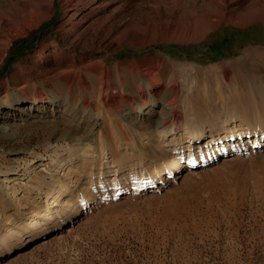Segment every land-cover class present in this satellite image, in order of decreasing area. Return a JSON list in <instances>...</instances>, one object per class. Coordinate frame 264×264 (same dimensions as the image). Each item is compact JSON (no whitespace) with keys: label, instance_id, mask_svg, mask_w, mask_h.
<instances>
[{"label":"rangeland","instance_id":"rangeland-1","mask_svg":"<svg viewBox=\"0 0 264 264\" xmlns=\"http://www.w3.org/2000/svg\"><path fill=\"white\" fill-rule=\"evenodd\" d=\"M0 31V103L37 92L66 102L60 112L30 103L0 110V174L103 140L105 160L132 172L75 218L31 236L14 229L22 238L9 249L13 234L2 222L0 264H264V148L224 153L174 176L163 168L158 182L136 185L167 149L163 134L142 127H153L166 104L188 130L216 128L236 110L245 128L264 125V0H0ZM32 33L33 48L9 59ZM149 69L161 79L160 103L140 118L132 110ZM84 111L102 117L92 138ZM111 175L94 178L107 183ZM82 183L79 192L89 187ZM7 198L0 194L2 219L24 223L17 214L28 211Z\"/></svg>","mask_w":264,"mask_h":264},{"label":"bare ground","instance_id":"bare-ground-1","mask_svg":"<svg viewBox=\"0 0 264 264\" xmlns=\"http://www.w3.org/2000/svg\"><path fill=\"white\" fill-rule=\"evenodd\" d=\"M1 58L2 54L0 53V60ZM152 70L149 69L143 82L146 84V88L140 91L141 96L139 101L132 110V114L140 118H150L153 116L155 108H157L156 104L160 103V100L157 98V86L161 83V79L158 77V73ZM105 76L107 77L108 75ZM109 90L110 87L106 80L99 93L102 92L106 96ZM52 94L54 93L52 92ZM34 96L32 98L25 93L14 94L11 97L6 96L3 102L0 103V110L6 112V110L8 111L15 107L19 108L26 103H30L32 109L43 110L46 105H53L57 100L55 96L45 97L40 92H37ZM10 98L12 102L9 101ZM57 101L60 102V100ZM61 102L62 105L59 103L54 104L53 109L56 112H60L58 109L61 107L65 109L63 107L66 106V102ZM102 104L108 110L117 112L113 99L105 98ZM170 104H166L160 108L161 113L158 115V119L154 121L153 127L139 125V127L142 126L146 130L156 128L158 133L163 134L160 137L163 143L162 146L167 149L163 151L164 157L159 165H156L149 174H146L143 180L138 179L136 185L140 183L141 187H147L158 182L162 178L160 169L163 170V168L165 171L168 170L167 172L170 175L174 176L185 167L224 153L239 150L241 152V149L245 151V148H251V150L264 148V125L256 126L252 129L245 128L247 122L244 118V113L240 110L235 111V116L221 121L216 128L204 130L197 127L188 130L184 127H178L177 123L181 121V118L179 113ZM87 106H91L89 101L87 102ZM62 112H65V110H62ZM81 114L87 122H92V132L89 135L92 138L101 125L102 117L99 113H96L98 115L94 118L91 115H89L90 117L88 115V117H85L86 111ZM119 116L125 120L121 114ZM114 126L116 127L115 124ZM168 126L171 129L166 130ZM65 138H68V136H65ZM88 143L85 147L80 148L76 146L66 147L61 155L58 156L55 153L46 159L44 158V161L30 162L29 169L19 170L22 172L21 174L18 172L0 174V194H5L9 201L14 202L13 206L18 203L19 206L21 205L24 207V210L28 211L26 214H17L19 218H17V222L24 219V223H20L19 225H15L16 221L13 220L6 222V220L2 219L3 215L0 213V228L3 222L6 224L3 227L4 231L13 234L11 237H8L9 239L4 245L5 249H9L15 241L22 238V235L16 233L14 229H18L21 232L25 231L26 236H31L44 227H55V225L78 216L82 209L87 207L95 198L97 193L107 191L109 186L112 185L113 187L119 181H122V184H124L131 179L132 172H123V167L119 166L117 159L114 161L105 160V152L106 150L108 151L106 141ZM150 163L152 162H142L141 165L143 168L145 165L151 168L152 165ZM38 167L46 169L45 172L48 173L46 178L36 175L35 169ZM96 171L98 172V178L101 175V171L112 175L106 181L107 183H104L103 181L95 180ZM146 171L149 172L148 170ZM19 178L28 180L25 183L19 184V182H15ZM80 181L83 182L82 185L89 186L87 189L81 190V192L78 191ZM4 183H7L8 186L4 185ZM18 184L21 186L20 189L24 188L23 193L15 191L14 186ZM25 225L27 226L23 228Z\"/></svg>","mask_w":264,"mask_h":264},{"label":"trees","instance_id":"trees-1","mask_svg":"<svg viewBox=\"0 0 264 264\" xmlns=\"http://www.w3.org/2000/svg\"><path fill=\"white\" fill-rule=\"evenodd\" d=\"M35 34L32 33L29 38L26 40H21L18 42H15L11 49L9 50L10 57L9 59H12L16 57L17 55H20L22 51L31 50L33 48V45L35 43Z\"/></svg>","mask_w":264,"mask_h":264}]
</instances>
